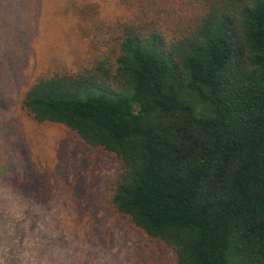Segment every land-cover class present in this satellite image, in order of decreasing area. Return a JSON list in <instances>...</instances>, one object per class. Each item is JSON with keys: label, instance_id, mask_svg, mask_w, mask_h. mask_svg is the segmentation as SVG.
Returning <instances> with one entry per match:
<instances>
[{"label": "trees", "instance_id": "1", "mask_svg": "<svg viewBox=\"0 0 264 264\" xmlns=\"http://www.w3.org/2000/svg\"><path fill=\"white\" fill-rule=\"evenodd\" d=\"M124 6L88 14L87 57L21 113L115 160L108 206L173 264H264V0Z\"/></svg>", "mask_w": 264, "mask_h": 264}, {"label": "rangeland", "instance_id": "2", "mask_svg": "<svg viewBox=\"0 0 264 264\" xmlns=\"http://www.w3.org/2000/svg\"><path fill=\"white\" fill-rule=\"evenodd\" d=\"M124 9V0H0L2 264H173L108 206L116 161L20 111L33 79L56 61L77 66L87 57L89 13ZM31 175L39 182L30 188Z\"/></svg>", "mask_w": 264, "mask_h": 264}]
</instances>
